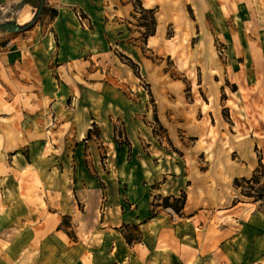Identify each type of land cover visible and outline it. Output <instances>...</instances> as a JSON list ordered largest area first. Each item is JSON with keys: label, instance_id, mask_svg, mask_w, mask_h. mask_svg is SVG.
Segmentation results:
<instances>
[{"label": "crops", "instance_id": "crops-1", "mask_svg": "<svg viewBox=\"0 0 264 264\" xmlns=\"http://www.w3.org/2000/svg\"><path fill=\"white\" fill-rule=\"evenodd\" d=\"M38 1L0 0L24 4L0 27V264H212L216 250L264 264V213L234 187L258 160L210 157L212 141L264 146V0H45L31 26ZM139 7L157 16L147 40ZM175 23L182 43L198 37L200 86L166 70L184 50L166 39ZM183 194L181 215L164 208ZM216 210L233 222L210 234Z\"/></svg>", "mask_w": 264, "mask_h": 264}, {"label": "rangeland", "instance_id": "rangeland-1", "mask_svg": "<svg viewBox=\"0 0 264 264\" xmlns=\"http://www.w3.org/2000/svg\"><path fill=\"white\" fill-rule=\"evenodd\" d=\"M12 6H14V8L10 7L8 9H4V8L0 7V27H4L1 24L6 22L7 19L19 16L18 15L19 13H17V12L20 10V7L24 6V4H14ZM137 9H138L137 13L140 14V20H142V19L144 20V21H140V24H143V27H145L144 28L145 35L150 31L152 32V31L156 30V26L158 23L156 20L157 16H156L155 10L143 11L140 7ZM39 10L40 9H39V1H38V3L36 2L35 6H34V10H33L34 16L32 18L33 20H32L31 26L38 23L39 19H38V21H35V19H36V17L37 18L41 17V15H38ZM74 12L76 14H80L81 18L84 19L82 11L81 12L78 10L76 11V9H75ZM189 13H190L192 19H195L194 12L191 10V8L189 9ZM154 18H155V24L153 22ZM46 20L47 19H45V20L43 19L40 24L42 26H44L45 25L44 22ZM12 23H14V22H12ZM175 24L176 25H170L166 28V39L168 41H171V39L175 38V41L173 42V44H175L177 48L174 52V56L176 55L178 50H180L181 47H179V45L182 43L181 42L182 36L180 34H175V32H179L178 28H176V27H178V24L177 23H175ZM192 25L195 26L194 24H192ZM9 34H11V33H9ZM197 38L198 37L193 38V40H191V42L182 43V45H184V48H183L184 50H182V52H181L180 59H178L176 56L174 57V60L168 58L166 70L168 71L169 74H172L173 78H181L179 73H176L177 72L176 71L177 66L175 65V62H177L178 65L181 64V66H182V68H184L186 74H189V73L194 74L192 77H194L195 86H200L201 85V77H202L200 68H196V66H193V67L190 66V58L193 61L194 56L196 54L195 49H196V45H197ZM0 39L1 40L4 39V34H0ZM186 45H187V48H185ZM218 52H219V56L221 57V59H224L225 58V54H224L225 50H224L223 46L218 47ZM123 59L124 58H122V60ZM135 74L139 78L140 74H139V71H137V69H135ZM139 79L141 80V77ZM141 82L143 83V88L145 90H148L149 89L148 85L143 80H141ZM222 85L224 86V88H222L221 97H222V101L225 102V101H227L225 94H229V95L235 94V92H237L238 89L235 86V84H233L227 80L223 81ZM225 87L227 88V90L225 89ZM186 90L190 91L188 86H187ZM203 97L205 100L207 99L206 95H203ZM225 104H227V103L225 102ZM221 114H222V120L226 126L222 131L225 133V140L224 141H226L227 135L230 134L227 131L229 130L231 132V134L234 135L233 131H232L233 130L232 127L233 128L235 127L234 129H236V125L233 124V119H231V113H230L229 105H228V107L224 108L221 111ZM212 124L215 126L217 125V123H215L214 118H212ZM115 132H116V134H115L116 142L120 146H123L125 144L127 145V140L124 136V134H125L124 126H122L120 123H118L116 125ZM92 133L94 134L96 140L98 139V141H99L100 134L95 127L92 130ZM226 133H227V135H226ZM154 134L161 139V136H164L165 132L160 128H156V129H154ZM214 138H217V137H214ZM212 143H214V145L210 149V157L211 158H232L234 161H236L238 159V161H236V162H238V164H241L240 163V162H242L241 158H256L258 160L259 165H258L257 169L255 170L253 176L247 177L246 179H251L255 176L257 178H260L262 182L264 181V163H263V161H264V146L251 148L250 150H247L246 148H244L242 151V150H240V148H237V149L231 148L230 149V146L228 145L227 142H224V145L226 144V146L224 148L220 143L218 144L217 142L215 143L214 141H212ZM101 154H105V152H101ZM102 159H104V157ZM103 166H105L104 162H103ZM238 180L240 181L241 187L240 188L236 187V185H235L236 183L234 182V187L236 188V191L239 192V194L246 192L248 190L249 185L244 183L243 179H238ZM261 186H262V183L260 185H258L257 188H260ZM248 192H249V190H248ZM181 197H182V195L177 199H180ZM176 201H177L176 199L172 198V199H170L169 203L174 204ZM235 201L255 203L253 199H247L246 197H243L242 195L238 196V199H235ZM235 201H234V204H235ZM256 203H258V209H260V211H262L264 213V198L261 201L256 202ZM164 204H165V202L163 201V205ZM219 212L220 211L216 210L215 212H213V217L211 216L212 218L210 219V234H213V233L218 234L219 233L218 232V226L222 225L225 221H227V224H231L233 222L232 218L228 217V220H227L224 218V215H223L224 213H219ZM234 226H236V224ZM69 234L72 237V239L75 238L73 236L72 232H70ZM141 235H142V233L140 231L134 230L133 228H131L130 230H128L126 232V236H129L130 238H132L135 241H139L140 239H142ZM212 257L213 258L215 257L212 260V264L213 263L214 264H230L228 262V260L222 255V253L219 250L218 251L216 250L214 252V254H212ZM203 262L204 261H202V263ZM202 263L200 262V264H202ZM177 264H179V263H177Z\"/></svg>", "mask_w": 264, "mask_h": 264}, {"label": "trees", "instance_id": "trees-1", "mask_svg": "<svg viewBox=\"0 0 264 264\" xmlns=\"http://www.w3.org/2000/svg\"><path fill=\"white\" fill-rule=\"evenodd\" d=\"M44 4H45V0H44ZM41 8V0H39V9ZM53 13L56 14V11L54 10ZM39 18L36 17L35 21H38ZM154 24H155V18L153 20ZM30 24L26 25L25 27H29ZM155 33L154 31H150L145 35V39L147 40V38H149L150 36H153ZM133 68L136 69V66L134 64H132ZM243 182L248 184V190L244 193H242L243 197H246L247 199H253L254 202H259L264 198V181L262 182L260 178L257 177H253L251 179H243ZM235 185L236 187H241L240 186V181L236 180L235 181ZM262 183V186L260 188H257L258 185H260ZM251 191V192H250ZM256 194V195H255ZM177 201L173 204L169 203L170 199L167 198L164 200L165 204L163 205L164 208L168 209H172L174 212H176L178 215H181L184 206H185V202H186V195L183 194L182 197L180 199H176ZM180 200V201H179ZM128 243H132V239L127 237L126 238Z\"/></svg>", "mask_w": 264, "mask_h": 264}, {"label": "water", "instance_id": "water-1", "mask_svg": "<svg viewBox=\"0 0 264 264\" xmlns=\"http://www.w3.org/2000/svg\"><path fill=\"white\" fill-rule=\"evenodd\" d=\"M43 7H44V0H41V8H40V10H39L38 15H41L42 10H43Z\"/></svg>", "mask_w": 264, "mask_h": 264}, {"label": "built area", "instance_id": "built-area-1", "mask_svg": "<svg viewBox=\"0 0 264 264\" xmlns=\"http://www.w3.org/2000/svg\"><path fill=\"white\" fill-rule=\"evenodd\" d=\"M78 17H80V19L82 20V22L84 21V19L81 18V15L80 14H78Z\"/></svg>", "mask_w": 264, "mask_h": 264}]
</instances>
